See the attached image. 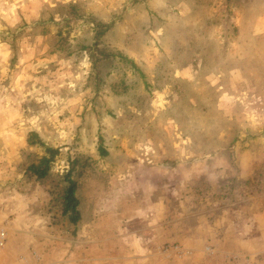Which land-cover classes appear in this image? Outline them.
<instances>
[{"label": "rangeland", "instance_id": "rangeland-1", "mask_svg": "<svg viewBox=\"0 0 264 264\" xmlns=\"http://www.w3.org/2000/svg\"><path fill=\"white\" fill-rule=\"evenodd\" d=\"M0 171V264H264V0H0Z\"/></svg>", "mask_w": 264, "mask_h": 264}, {"label": "trees", "instance_id": "trees-1", "mask_svg": "<svg viewBox=\"0 0 264 264\" xmlns=\"http://www.w3.org/2000/svg\"><path fill=\"white\" fill-rule=\"evenodd\" d=\"M101 30L97 31L98 40L95 38L94 49L98 54L102 55L103 59L110 58V54H106L105 48L100 49L102 42L99 37L106 34L109 27L103 24L99 25ZM94 52V51H93ZM95 62L99 59L95 56ZM28 143L30 146L40 147L44 149V154L35 159L27 168V172L36 178L38 181L47 180L51 175L53 164L56 162L60 152L58 149L47 146L36 132H30L28 135ZM59 187V186H58ZM56 202L60 207L61 215L71 225L76 226L82 218L80 207V200L78 198V184L74 178V169H69L63 175V184L58 188Z\"/></svg>", "mask_w": 264, "mask_h": 264}, {"label": "crops", "instance_id": "crops-1", "mask_svg": "<svg viewBox=\"0 0 264 264\" xmlns=\"http://www.w3.org/2000/svg\"><path fill=\"white\" fill-rule=\"evenodd\" d=\"M245 156H247L246 158L244 157V158H242V160H245V159H249V157H253L254 155H252V154H247V155H245ZM245 170V169H244ZM210 173V172H209ZM211 173H213V170H211ZM4 176H8L7 174H5V173H3V172H1L0 171V192L2 191L1 189L2 188H4V182H6L4 179L5 178H3ZM8 200V199H7ZM2 206V207H1ZM14 207H12L13 209L11 210V213H15V214H17V216H15L14 217V221L13 222H11L10 223V225H18L19 223H22L23 222V214L25 213L23 210H20V207L19 206H16V205H13ZM9 208H10V206L9 205H3V204H1L0 205V212H1V214H2V217L3 218H0V225L1 226H7V224H5L3 221H5L6 219H7V217H8V214H9V212H8V210H9ZM255 211H257V210H251V211H249V214H246L247 216H248V220H247V223H250L251 225H254V224H260V223H264L263 221H264V214L262 213V212H260V211H257V212H255ZM251 214V215H250ZM246 221V220H245ZM203 225V224H202ZM202 225H201V227H202ZM218 226V225H217ZM244 228H241L242 229V231H240V228L237 230V229H235L234 231H232V232H230V231H228V230H225L226 232H230V233H232V235L229 237V236H227V238H225V243L227 244V245H229L228 244V242H231V245H229L231 248H233V246H234V241H237V240H244L242 237H243V235L242 234H245V233H247L248 232V225H244L243 226ZM217 229V227L215 228V230ZM214 230V231H215ZM237 230V231H236ZM216 231H218L219 232V230H216ZM201 232L202 233H206V230L205 229H202L201 230ZM227 233V234H228ZM217 233H215V235H216ZM210 235H212V234H210ZM215 235L210 239L211 241L212 240H215L216 238H215ZM240 235H242V236H240ZM36 236V235H35ZM20 237H12L11 238V235H9L8 234V239H7V243H6V247H5V250L8 248L9 250V252H12V251H14V250H16V251H19V253H21L22 255L24 254V255H26L27 254V248L26 247H24V243H23V241L25 240L24 239V237L23 238H21V239H19ZM37 239H40V236H38L37 237ZM17 240V242H18V244H16V245H12L15 241ZM32 240H35V238H33ZM11 241H13L12 243H11V245H10V242ZM22 243L21 245H19V243ZM9 246H10V248H9ZM13 246V247H12ZM12 247V248H11ZM3 252H0V255L2 254ZM4 254H5V252H4ZM3 254V255H4ZM2 260V258L0 259V261Z\"/></svg>", "mask_w": 264, "mask_h": 264}, {"label": "built area", "instance_id": "built-area-1", "mask_svg": "<svg viewBox=\"0 0 264 264\" xmlns=\"http://www.w3.org/2000/svg\"><path fill=\"white\" fill-rule=\"evenodd\" d=\"M7 239H8V232L6 228L0 225V249L1 250L6 246Z\"/></svg>", "mask_w": 264, "mask_h": 264}]
</instances>
